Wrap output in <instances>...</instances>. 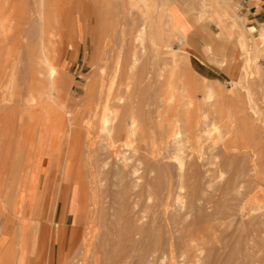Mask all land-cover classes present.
I'll return each mask as SVG.
<instances>
[{
    "label": "rangeland",
    "instance_id": "obj_1",
    "mask_svg": "<svg viewBox=\"0 0 264 264\" xmlns=\"http://www.w3.org/2000/svg\"><path fill=\"white\" fill-rule=\"evenodd\" d=\"M104 1H107V0H104ZM104 1L101 0V3H100V0H98L99 3L98 2L96 3L95 0L89 2L90 4L88 8L87 7L85 8V10L86 9L88 10H86L84 15L83 13H81V16L86 17L87 24L84 26V32H82L81 37L76 36L74 33V28H72L71 38H70L72 42L71 48L68 47V41L66 40L67 30H64L63 35L65 36L63 38V42L61 44L58 42L55 46L56 48H55L54 53L55 54L57 53L55 56L57 59L54 60L55 61L54 63L62 74V81L63 79H65V82L63 81L62 84L64 83L67 84V85L64 84L65 86L63 85L66 91L64 92L63 90V93H65L64 94L65 96L63 97L64 99L67 97L65 100L67 103H68L69 98H73L75 101L78 100L77 102L79 103V106L77 108L72 107L70 105L68 106V109L71 112V115L75 114L77 111H80L84 113L83 115L81 114L80 116L84 117L85 115L86 120L90 118V116H92V114H90L88 111H89V108L95 110L96 109L95 104L92 106H86L84 103V99H83L85 96V88L87 86V82L90 80V78L95 79L98 77L96 67L99 64H103L104 67H106L105 69L107 70V72L105 74V79H106L105 81L107 82L108 81L107 77L110 78L112 75V72H111L112 70L110 69L113 68L111 67L113 65L111 64L108 65V63L111 62V59L113 61L116 58L115 62H117V59L120 60L119 58L116 57V55L118 56V54H120V52H117V51L123 50V48H125V51L124 50L123 52L121 51L122 52L121 55L123 56L126 55L124 56L126 58H124L121 55L120 56L122 58L118 56L121 58L122 61L120 62L121 69L117 74L116 80L118 81L124 78L123 82L125 83L129 82L130 80L131 81L142 80V79L144 80V78L146 80V77L149 78V76L151 77V75L152 76L157 75L155 74L156 68H158V70L162 68L163 70L161 69V71L163 72V74H165V76L163 77H165L167 79V82H169L167 88L168 89L172 88V91L169 90V94L170 93L172 94L174 91L175 98L177 97L178 99V97L180 96L179 100L181 101V102H179V100L174 101L175 98L173 97L174 98L173 99L169 96L171 100L169 102V98H168L167 103L168 104L170 103L172 105H174L176 102H179L181 104L185 103L184 110L188 112H190L189 110H191V112L193 113L192 114L190 112L191 115H194L193 117L197 118L195 120L198 121V124L200 125L199 135H200L201 143H202L200 153L198 154L199 157H197L196 160H193V162L196 163L199 170L202 172L201 177L204 179L199 177L200 180L198 179V183L197 182L195 184L193 183V186H192V182L190 183L191 184L190 185L189 183L188 184L185 183L186 181L185 182L183 181L184 178L181 177V175L178 173L179 170L176 169V173H175V168H177L175 166H178L179 164L177 161H174L172 159L164 160V164L166 166L172 167L174 165L172 167L174 169V178L172 182L167 184L166 189L162 191L163 194L161 193L160 187L156 188V186H159L158 184H161V182L159 183L156 180V178L154 179V175H152L153 177L152 176L150 177L154 179L155 182L153 180L151 181H153L155 184L158 183L156 186L154 185L155 188L151 185H148V182L150 181L149 176L143 173V170L139 172L140 180L138 179V184L136 186L137 188L134 189L136 194H139V196L136 199V201L139 200L138 205L136 206V204H134L135 199H133L132 204H134L135 206L131 208L135 207L134 208L135 211L134 209L132 212H131L132 209H124V211L122 209L121 210L122 212H125L124 214H126L127 212V215L130 212L131 213L136 212L135 216L136 214H139V215L141 214L140 216L139 215L137 216H139L140 218L142 217L141 220H139L138 222V225L140 223V226L142 227H145L147 225L149 226L150 225L149 218L157 216V218L159 219L157 220V218L156 217L155 218L157 222L160 224V226L158 227H162V229L157 228L158 231L156 232H158L159 234H162L161 238H163L164 235L165 236L163 239L164 242H162L163 245L162 244L154 245V247L157 248L156 251L158 249L160 251H157L156 253H153L151 255H147L145 261L143 262L140 261V257H139L140 252H141L139 251L140 249H138L137 251H132L131 253H129L130 255L127 254L125 264H264V234H263L264 232V226H263L264 225V183L263 184L257 183L255 176H254L256 174L254 169L253 170L249 169L250 166L252 168H255L254 166H257V167L259 166L261 168H264V158L260 160L253 156L255 161L253 160V158H251L252 162L250 160V157H252L253 151L257 150V147L260 144L262 143L264 144V139H263L264 137V45L263 44L264 43L262 44L260 43L261 41H259L260 33L258 34L249 33L248 30H246L243 27V24L242 26H240V29L236 31L232 30L227 25L226 23L227 20H235L238 22L243 21L241 18H239L238 9L235 8L234 4L231 3L232 0H166L169 2L178 3L181 9L183 10V12L185 13L186 17L192 23L196 24L195 29L197 31L199 30L203 34L204 38L207 39V43L212 46L211 50L205 49V52L208 57L216 55L220 59V61H214V62L210 61L212 64L218 65L217 69H218V73H220V75H218L215 71L207 68L205 65H203V63L197 60L196 58L197 55L192 50L191 38L185 35V39L182 40L183 36L177 30L174 20L172 19V17H170L168 14L162 11V9L160 8L158 4V0H143V1L142 0H133V1L132 0H108L109 2L107 1L105 2V4H104ZM38 2L39 0H0V46L5 45L4 44V40H5L4 38H5V32H6L5 29L9 25L7 21V17L9 16V14H11L10 7L15 5L17 6L18 10H25L26 12H29L37 6ZM133 2L134 3L136 2L137 7H135L136 5ZM83 3L87 4L88 1L85 0ZM102 4H104L105 7ZM109 4H111L112 7L109 8ZM92 7L95 8V10H97L96 8L99 9L98 12L94 11V14L98 16L101 22V25L102 26L105 25L104 27L106 28V29L103 28L104 36H103L102 44H104L105 40L106 42L108 40L107 42L108 45L106 48H105L106 42H105V46L102 44L100 46V61L99 60L95 61L96 66H94L95 64L93 65L94 61H92V52L94 49L93 48L94 43H93V40L91 39V32L93 29V22H94V17H95V15L93 16V13H91ZM222 8H225L227 10V15L225 17H221L220 15L221 13L219 12V10ZM110 10H111V13H110ZM102 13L104 14L102 15ZM13 18L15 20H17L18 18L15 13H14ZM101 18L102 19L105 18V20L103 21L101 20ZM112 21L113 22L115 21L114 24ZM13 25H14L13 30H16L17 22H14ZM142 26H145V29H146L147 38L145 35V38H146L145 43L141 44L139 42H136V44L139 43L138 46L136 44L133 45V43L135 42V36L137 35V32L142 28ZM118 29L120 30L119 31L120 33L117 32ZM106 31L108 34H105ZM113 31L114 33H112ZM121 32L123 35L124 34L126 35L123 36ZM128 34H131V35H128ZM109 38H111V40ZM124 38L125 40H123ZM126 41H128L127 42L128 44L126 43ZM110 43L113 45L111 46ZM121 44H123V46L125 45V47H123ZM130 45H131V49H130ZM134 49H135L134 52L137 53L140 58H142V61L139 58V62L137 63V68H134V70H131L130 68L128 72L130 75L129 76L127 73L128 68H126V64L127 65L132 64L133 61H132L131 56L132 54H134L133 53ZM105 50L107 51V53L109 51L110 52L105 55L106 53ZM111 50L113 52H111ZM124 52H126V54H124ZM109 55L111 58L109 57ZM113 55L115 57L114 59H113ZM105 56L106 58H104ZM101 57L104 59V61L106 60L104 63ZM108 58H110V61L107 60ZM115 62L113 61L111 63H115ZM141 65L144 68V71H142V73L145 72L144 73L145 77L141 76L140 78L139 77L140 75L138 74L141 72L139 69ZM129 66L131 67V65ZM164 69L165 70L168 69V73H169V70L170 71L172 70L175 73L172 74L170 72L169 74L171 75H169L167 72H164L165 71ZM108 72H111L110 75L108 74ZM134 72L136 74L138 73L137 74L138 76H136ZM151 72H153V74H151ZM120 73H121V76L123 73L127 75L125 76L123 74V76L121 77L119 76ZM132 74H134L133 75L134 77L132 76ZM173 75H174L175 82L174 80H172L173 78L169 80V78H171V76L173 77ZM162 80H164V78ZM170 81L174 83H171ZM175 86H176V91L178 90V92H175V90H173ZM184 87H187V89H185ZM208 92L209 93L213 92L211 93L212 96ZM176 93L179 94V96ZM207 93H208V96H206ZM209 95L211 96V98H208ZM205 96L207 97V99L205 98ZM181 98L182 99L185 98V99L182 100ZM187 100L189 101L191 100L190 103ZM179 103H177L176 105H178ZM250 104L253 105L250 107H255V108L253 109L250 108L249 110L248 107ZM86 107L88 108L87 111H86ZM242 108L243 110L245 109L246 113L248 114V117H247L248 119L246 120L242 119V116H243ZM160 109H161L160 111H162V108ZM251 109L252 110L256 109V112L252 111ZM111 111L112 112L114 111L115 114L114 113L111 114L112 113ZM111 111L105 112L106 115L111 114L110 116L111 119H110L109 124L110 125L112 124V125L110 127H112L116 121V119L114 121L116 112L115 110H111ZM251 111L254 112V114ZM100 112H103V110L101 111V108L98 107V113ZM249 112L252 115V117L249 116ZM112 115L114 118L112 117ZM98 118L99 117H96L95 119L98 120ZM112 120L114 122L111 123ZM247 120L248 121L250 120V122H252L253 120L257 124L249 123L247 124L248 125L247 127L246 124L244 125L245 122L248 123ZM129 121L130 120L128 119L127 123H129ZM252 124H254V126L258 125L257 127L258 129H255L256 126L255 128H253L254 126L252 127ZM127 127H129V124L127 125ZM144 129H146L145 133L147 136L145 135V137H147V139L145 137L141 138V140L134 138L133 143H132L133 149H129V147H127V149L122 148V151H123L122 154L124 155L127 154L128 156L127 155L125 156L130 158L133 163L136 162L139 158V154L135 152V148L137 149L138 147H145L146 145L155 146L154 143H158L157 141L159 140L158 139L156 141L157 135L159 136L158 133L160 132L158 128L156 129L155 127L151 128V126L148 125ZM108 139L109 138L106 135L99 136V134H96L94 137V140L96 141L95 148H97L100 145L101 147L99 148L103 149L105 145H108L107 143H109L110 141ZM223 140L227 142L228 145L231 144L232 146L234 144L232 146V149H230L231 151H229V153L225 154L224 152V145L226 143ZM7 141L11 142V140L8 139V135L6 134L4 129H1L0 130V145L6 144ZM261 141L262 143H260ZM15 143H16V139L13 142V146L11 147L12 148L11 150H13L16 147ZM244 144L245 146H248V147L250 145L253 148H255V146L258 145L256 149H253L252 147L250 148L251 150H253L252 153L247 152L248 150L251 151L249 148L246 151V153H248L247 158H249L247 160L248 161L250 160L249 162L248 161L247 162L248 163L251 162L250 164L245 162L247 163L246 166L250 165L248 168L245 167V163L244 161H242V159L244 160V158L242 159L240 158L241 161L239 158H237V157H242V155L244 154L243 153L244 150L247 149V148H244L245 147L243 146ZM190 145H191L190 143H185L183 148H185V146L190 147ZM52 146H53L52 143L49 144L44 154L41 153L43 151L41 150L42 147L38 146L40 147V150H38L37 149L38 147H36V149L40 152L35 150L36 154L34 153V158L38 157V159L40 160V161L38 160L39 167L37 171L35 172V174L31 173L33 177L30 176V179L32 178L31 179L32 181L28 178V181L30 182L28 183L27 181L25 185V190H24L25 193H28L33 188L36 189V198L28 212V216H29L28 222L32 223V228L30 227L31 224L30 225L26 224L22 227L20 224L17 223L18 222L17 217L12 215L10 210L8 212V208H6L5 202L2 200L3 198L5 199L6 197L7 189L2 188V193L5 192V194H2V196H0V197L4 196L3 198L0 199V241L2 243L0 247V259H2L6 255H9L10 258L5 257L7 259L8 264H34V260L32 259L31 253H30V245H31L32 233H33L35 220L40 218L39 216H37L38 207H39L40 202L45 203L46 207H48V206H51L52 204H55L60 199H62V202L64 203H67L70 199H72V211L75 216V207H74V200H73L74 195H75V193H73L74 184L73 186L69 184L66 178V174L64 173V170L60 169L63 162L65 161L63 159V156H61V154L63 153V150L67 149V146L64 141L62 142V144L56 145L57 147L53 146L52 148ZM234 146H236V149ZM106 147L103 150L102 149L99 150V148H97V150H99L97 151L98 152L97 154H99V158L100 157L102 158L104 157L103 159L106 158V153L108 152V151L105 152V150H108ZM241 147H243L244 150ZM3 148L6 149V147H3ZM169 149L170 150H167V151H169L170 156H173V152H174L172 151L173 149L172 148H169ZM219 149L222 151L220 152ZM232 150L233 151L238 150V152L237 151L234 152L233 157L236 156V153L238 154V156L234 157V159H232L233 158ZM217 151L218 153L221 154V156L220 154L217 153ZM240 151H243L242 152L243 154H241ZM39 153L40 155H38ZM162 153H166L165 150H162ZM167 155H168V152H167ZM222 157L223 158L225 157V158L223 159ZM102 158L100 159L103 160ZM235 158L238 160H236ZM61 159H62V162H61ZM188 159L186 158L184 160L186 164L189 161L193 163L192 159L191 160L189 159V161ZM1 160H4V158H1ZM234 160H236L235 161L236 163L234 162ZM82 165L83 163H80V166ZM244 167L249 169V171L247 169L245 171ZM237 170L241 171L240 176L237 178L239 181L236 179V181L239 182V183L237 182L238 184L236 183L235 179H233L235 178V176L233 175L235 174ZM141 174L143 176L145 174V176L141 178L142 177ZM62 177L63 179H61ZM81 179L83 181L85 180L84 182L86 183L85 185H88L87 184L88 180L84 174ZM147 179L149 181H147ZM62 180L66 182V187L63 189L61 187L62 182H63ZM231 180L233 181V184ZM226 181L228 184L231 182L230 184L232 185L235 184V186L236 185L237 186L239 185V186L229 188V186H226L228 185ZM182 182H184L185 185ZM250 182H253V183L250 184ZM31 183L32 185H30ZM199 183L201 184L198 185ZM100 186L102 187H98L96 190H94L95 199L92 198V195L90 192L88 193V191L90 190H87L88 195L87 194L85 195L83 203H82L83 206H85L84 210H82V213L86 221L81 224V226L83 227L80 226L74 232L72 247L70 250H68L66 258L62 259L58 264H67V262L68 264H73L72 263L73 259H74V264H79V263L80 264H86V263L87 264H91V263L98 264L97 262L98 258H99V264L102 263L104 259L107 260L106 262H108V264L111 262V261L110 262L108 261L109 259L111 260V256H112L111 250L115 252L117 245L120 242V235H119L120 232L117 231L119 227L116 228L115 225L117 226L118 224L121 225V223H123L121 222L120 218L115 219L114 218L115 216L114 217L112 216L117 215V217H120L122 212L120 213L119 211L121 206L118 205L117 203L118 201L116 200L117 198L114 196V193H113V190L115 189H113L111 185L107 186L106 183ZM243 186H244V189H243ZM29 187L31 188V190ZM227 187L229 188V191ZM26 188L29 191H26L27 190ZM78 188H79V192H81L80 191L81 186H78ZM102 188L108 192L107 194L108 196L107 195L105 196V197H108L106 201L103 199L104 197H102L104 195L100 194L103 190ZM224 189L226 191H223ZM231 189H233V191ZM104 190L102 193H104ZM193 192L195 193V195ZM109 195H112L116 199L113 198L112 196L109 197ZM109 198H113V200L115 199L116 202L113 200H111V202L113 201V204L115 203L117 206L110 203ZM133 198H136L135 195ZM157 198H159V200L164 201L162 203L163 206L161 207L157 206V204L159 203ZM190 199L192 201L191 203H190ZM87 200L89 201L86 202ZM103 200L105 202H103ZM91 202L92 204H90ZM90 206H91V209H90ZM158 207H160V209ZM85 208H88V209H85ZM93 211H94L93 215L96 216V213H97V216H98V217L97 216L94 217V219L96 218L95 221L98 220L96 221V223H93L92 221L94 220L92 217ZM116 212L118 213L115 214ZM9 214H11V218L14 221L12 225L9 224L6 219V216H9ZM159 214L160 215L162 214V215L160 216ZM18 215H21V214H18ZM160 218L162 219L160 220ZM87 219L90 221V224H89L90 227L88 226L89 222ZM102 219L103 220L105 219V221H103ZM113 220H117V222L114 221L115 223H113ZM119 220H120V223H119ZM143 221L144 223L146 222V225L144 224V226L142 225ZM15 224H18V225H15ZM124 224H126L125 226L127 227L128 225H130L129 223H125V222ZM15 226H17L18 229ZM192 226L195 228H193ZM190 228L192 229L190 230ZM159 230L160 231L162 230V232H160ZM89 232H90V235H89ZM97 233L101 235V236L99 235L100 236L99 238L97 236L98 235ZM102 233H104L103 235L107 234L106 235L107 238L103 236ZM202 233L204 234L202 235ZM14 234L16 235L18 234L17 235L18 237L16 238L17 243H15V245L13 246L15 249L13 247L8 248L12 241V238L14 237ZM83 234L85 236H83ZM86 234H88L87 235L88 237L86 236ZM91 234L95 236L92 235L93 236L92 237ZM180 235H181V238H184V237L188 238L190 247L187 246V248H183L186 246L183 245V243L181 244V238H179ZM46 236H47L46 237L47 239L48 234ZM166 236L169 237V240H167V238L165 239ZM19 237H21L22 239ZM89 237H90V240H89ZM96 237L98 239L102 238L104 239L105 242L106 241L107 242L103 243L101 239L99 241ZM176 237H178V240H180V243H178V244H181L180 246L176 245L177 243L175 241L177 240ZM96 239H97V242L99 243L95 242ZM134 239L141 240V237L140 235L136 234L134 236ZM206 239H207V242H206ZM109 240H111L113 243L110 244L109 242L111 241ZM165 240L167 241V243L168 242L171 243L172 246L171 247L165 246V242H166ZM173 240H174V243H173ZM87 241H90V243ZM145 242H147L148 245L153 244V242L152 241L150 242V240L149 242L148 241H145ZM95 245L96 247H94ZM88 247L90 249L92 248V250H90ZM165 247H167L168 249ZM2 248L4 250L6 248V251L3 250V252H1ZM95 248L97 249L96 252H95L96 250ZM93 249L95 250L93 251ZM107 249H108V253H107ZM8 250L12 251V253L9 254ZM6 252L8 254H6ZM94 252L95 254L100 253L99 255L96 254L97 256L103 255L104 253L106 257L105 255L102 256L103 258L101 256L97 257L94 254ZM76 254H79V255L77 256V258H74ZM85 257H87V259ZM90 257H92V260L95 259L94 260L95 263H93L92 260H88V259H91ZM81 258H84L82 259L83 262L81 261ZM84 260L86 261V263L84 262ZM100 260H102V262H100ZM89 261H92V262H89ZM102 264H105V261Z\"/></svg>",
    "mask_w": 264,
    "mask_h": 264
},
{
    "label": "bare ground",
    "instance_id": "obj_2",
    "mask_svg": "<svg viewBox=\"0 0 264 264\" xmlns=\"http://www.w3.org/2000/svg\"><path fill=\"white\" fill-rule=\"evenodd\" d=\"M84 1L85 0H39V2L37 3V6L29 12H26L25 10H18L17 6L13 5L10 7V13L11 14H9V16L7 17V21H8L9 25L5 29L6 30L5 38H4L5 39L4 40L5 45L0 46V130L4 129V131L8 135V139H10L11 142L7 141L6 144H4L5 146L0 145V160H1V158H4V160H1L2 162L0 161L1 162L0 163V194H1L0 196H2V194H5V192L2 193V188L7 189L5 199L3 198L4 196L0 197V199L3 198L2 200L5 202L6 208H8V212L10 210L11 214L17 217L18 220L17 219H15V220H17L18 221L17 223L20 224L22 227L26 224L27 225L31 224L30 227L32 228V223L28 222L29 221L28 212H29L31 205L33 204V202L36 198V189L33 188L31 190V188L29 187L31 190V191H29L26 188L27 189L26 191H29L28 193H25L24 190H25V185H26V182L28 181V178L30 179V176H32L31 173L35 174V172L37 171V169L39 167V161L40 160L38 159V157L34 158V153L36 152L35 150H37V149L40 150V147H42L41 150H43V151L41 153L44 154L47 146L51 143L53 146H56L58 144L60 145V144H62L63 141L66 143L67 149L65 147L66 150H63V153L61 154V156H63V159L65 161L63 160L64 162H63L62 166L60 167V169L64 170V173L66 174V178H67V181L69 182V184H71L72 186L74 184V186H73V193H75L74 199H73L74 200V207H75L74 218H75V221L79 224H82L86 221V219L82 213V210H84L85 206H83L82 203H83L85 195L87 194V190H90V191H88V193L90 192L92 195V198L95 199L94 190H96L98 187H102L100 185H104L105 183L107 186L111 185L112 188L115 189V190H113V193L117 199L115 197H113L112 195H109V197L112 196L113 198H115L118 201L117 202L118 205L121 206V208L119 210L120 213L122 212V210L124 211V209H132L131 210V212H132L135 207L134 208H131V207L135 206L134 204H136V206H137L138 201H139V200L136 201L139 194H136L134 189L137 188L136 186L138 184V179L140 180V175H139L140 173L139 172L141 170H143V173H145L150 178V181L147 179V181H149L148 185H151L155 188V186L158 184V183H156V184L154 183L155 178L159 183L161 182V184H158L159 186H156V188L160 187L161 193L163 194L162 191H164V189H166L167 184L172 182L173 178H174V169L172 168L174 165L172 164L173 166L172 167L170 166L171 167L170 168L164 164V160L172 159V160L178 162L179 167L175 166V167H177V168H175V173H176V169L179 170V172L178 171L177 172L181 175V177L184 178L183 181L184 182L186 181L185 183H187V184L188 183L190 184L192 182V186H193V183L194 184L196 182L198 183V179H199V177H201L202 172L199 170L196 163L193 162V160H196V158L199 157L198 154L200 153V149H201V145H202L201 138L199 135V131H200L199 126L200 125L198 124V121L195 120L197 118H194L193 117L194 115H191V113H192L191 110H189L191 113L184 110L185 109L184 108L185 103H183L184 101L182 102L183 104L179 103V102H181L179 100L180 99L179 94L176 93L179 96L178 99H177V97L175 98L174 91L172 94L170 93L171 95L169 94V90L172 91V88H169V89L167 88L169 82H167V79L165 77H163V76H165V74H163V72L161 71L162 68L160 70H158V68H156L155 74H157V75L156 76L151 75V77L149 76V78L146 77V80L144 78V80L143 79L142 80H134V81L130 80L129 82L125 83V82H123L124 78H122V79L118 80L119 81V83H118L116 78H117L118 72L121 69L120 68V66H121L120 62L122 61L121 56H123V55H121V53L123 52V50L125 51V48H123V50L117 51V52H120V54L117 53L118 56L121 55L120 56L121 58L116 55V57L120 59V60L117 59V62H115L116 58L113 55V59L115 58L113 61L115 63H111V62H113L112 59H111V62H109L110 58H111L109 55L110 58L107 59V60H109L108 65H110V64L113 65V66H111L113 68L110 69V70H112L111 71L112 75L110 78L107 77V79H108L107 82L105 81L106 80L105 74H106L107 70L105 69L106 67H104L103 64H99L96 67L98 77L95 79L90 78V80L87 82V86L85 88V96L83 99H84V103L86 106H92L95 104L96 109L94 110V109L89 108V111H88L90 114H92V116H90V118L87 117L88 119L86 120L85 115H84V117L80 116L81 114L82 115L84 114L83 112H80V111H77L75 114L71 115V112L69 111L68 106L70 105L72 107L77 108L79 106V103L77 102L78 100L75 101L73 98H69L68 103H67L65 101L67 97L65 99L63 97V96H65L64 95L65 93H63V90H64V92H66L65 88H64V86H65L64 84H66V83L62 84L63 81L65 82V79H63V81H62V74L58 70V68L56 67V65L54 63L55 62L54 60L57 59L55 57L57 53L55 54L54 51L56 48L55 47L56 44L58 42L60 44L63 42V38L65 36V35H63L64 30H67L66 40L68 41V47H70V48L72 47V42L70 39L72 28H74V33L78 37H81L82 32H84V26L87 24L86 23L87 20H86V17L81 16V13H83V15L85 14L86 10H88V9L85 10V8L86 7L88 8V6L90 4L89 2H91L93 0H87L88 1L87 4L83 3ZM107 1H104V4ZM95 2L97 3L98 0H95ZM100 3H101V0H100ZM104 4H102V5L104 6ZM134 4L136 5V2ZM110 5L111 4H109V8L112 7V5L111 6ZM103 6H101V7H103ZM90 7H91V5H90ZM135 7H137V5ZM96 9L97 10H95V8L92 7L91 13H93V16L95 15L94 11H97V12L99 11L98 8H96ZM103 10H104V8H103ZM103 10H101V11H103ZM14 13L18 17L17 20H15L13 18ZM110 13H111V10H110ZM103 14L104 13H102V15ZM102 18H103V16H102ZM102 18H101V20L104 21L105 18L104 19H102ZM14 22H17V25H16L17 29L16 30H13ZM105 22H104V24H105ZM114 22H113V24H114ZM133 23H135V22H133ZM104 26L101 25V22H100L98 16L95 15L94 22H93V29L91 32V39L93 40V43H94V45H93L94 49L92 52V61H94L93 65L95 64L94 66H96V63H95L96 60L100 61V46L103 42V36H104L103 28H105ZM114 31L112 33H114ZM119 31L120 30L118 29L117 32L120 33ZM105 34H108L107 31L105 32ZM115 34H116V32H115ZM121 34H122V32H121ZM121 34H119V35H121ZM131 34H128V35H131ZM135 34H136V32H135ZM171 34H173V33H171ZM180 34L182 35V33H180ZM124 35H126V34H124ZM145 35H146V29H145V26H142V28L137 32V35L135 36V42L133 43V45H135L136 42L144 44L145 40L147 38V35H146V38H145ZM259 35H260V37L258 36L259 41H261L260 43L263 44L264 43V30L261 31ZM104 38H106V37H104ZM132 38H134V37H132ZM109 39L111 40V38H109ZM112 40H114V39H112ZM123 40H125V38ZM182 40H183V38H182ZM105 42H106V40H105ZM105 42L102 45L105 46ZM107 42H108V40H107ZM107 42H106L105 48L108 45ZM127 42L128 41H126V43ZM139 43H137L136 45L138 46ZM123 44H121V45L123 46ZM110 45L112 46L113 44L110 43ZM110 45H109V47H110ZM119 46H120V44H119ZM123 47H125V45ZM139 47H140V45H139ZM109 49H111V48H109ZM130 49H131V45H130ZM114 50H116V49H114ZM134 51H135V49L133 50L134 54H132V56H131L132 61H133L132 64H128V65L126 64V68H128L127 73L129 72L130 68H131V70H134V68H137V63L139 62L140 57ZM111 52H113V51L111 50ZM108 53L106 51L105 55ZM64 54H65V52H64ZM124 54H126V52H124ZM124 56H126V55H124ZM104 58H106V56ZM124 58H126V57H124ZM140 59L142 61V58H140ZM102 61L104 63L106 60L104 61V59H103ZM125 61H124V63H125ZM129 65H131V67ZM248 66H249V64H248ZM139 69L141 71L139 74L137 73L138 75H140L139 77L140 78H141V76L145 77L144 76L145 72L142 73V71H144L143 66L141 65L139 67ZM157 70H158V72L159 71H161V72L158 73ZM166 70L164 72L168 73V69H166ZM111 72H108V74L110 75ZM123 72H124V70H123ZM153 72H154V70H153ZM153 72H151V74H153ZM170 72L172 74L175 73L172 70L171 71L169 70V73ZM121 73L119 76H121ZM123 74L125 76L127 75L125 73H123ZM123 74H122V76H123ZM134 74L136 76H138L135 72H134ZM134 74H132V76ZM128 75H129V73H128ZM169 75H171V74H169ZM169 75H168V77H169ZM174 75H176V74H174ZM174 75H173V77L171 76V78H169V80L172 78H173L172 80H174ZM248 75H249V73H248ZM160 77H162V78H160ZM163 78H164V80H162ZM174 82H175V80H174ZM174 82H171V83H174ZM174 85H176V84H174ZM170 86H171V84H170ZM184 88L187 89V87H184ZM167 89H168V91H167ZM173 90H175V92H178V90L176 91V86ZM195 90H196V88H195ZM208 93L206 96H208ZM211 93H213V92H211ZM211 93H209V94H211ZM182 94H184V93H182ZM169 96L171 98L174 97L175 98V99L173 98L174 101L179 100V102H176V103L174 102L175 103L174 105H172L170 103L168 104L167 100H168ZM206 96H205V98L207 99ZM211 96H212V94H211ZM211 96L209 95L208 98H211ZM171 98H169V102H170ZM185 98H183V99L181 98V99L184 100ZM64 101L66 102V104ZM187 101H189V100H187ZM190 101H189V103H190ZM177 103H179V104L176 105ZM250 106H253V105H251V104L249 105V107H248L249 110H250V108H252V109L255 108V107H250ZM98 107H100L101 111L103 110V112L98 113ZM160 108H162V111H160L161 110ZM243 108H242V110H243ZM79 109H80V107H79ZM87 109L88 108L86 107V111H87ZM110 109L115 110V112H116L115 118L112 115V117L114 118V121L116 119V121L114 123L115 125L113 124L114 127L113 126L110 127L112 124L111 125L109 124L110 119H111L110 116H111V114L114 113V111L112 112ZM108 110L112 112L110 115L108 113H107L108 115H106V113H105L106 111L109 112ZM252 111L256 112V109L252 110ZM242 113H243L242 119H245V120L248 119L247 118L248 114L246 113L245 109L242 111ZM252 113L254 114V112H252ZM249 116L252 117L250 112H249ZM96 117H99L98 120L95 119ZM128 119L130 120L129 123H127ZM253 120H252V122H250V120L249 121L247 120L248 123L245 122L244 125L245 124L247 125L249 123L250 124L255 123ZM256 120H257V118H256ZM114 121L112 120L111 123ZM243 122H244V120H243ZM128 124H129V127H127ZM255 124H257V123H255ZM148 125H150L151 128L155 127V129L158 128V130H160V132L158 133L159 136L157 135V139L155 138L156 141L159 139L157 141L158 143H154L156 147L154 145L153 146L146 145L145 147H138L137 149L135 148V152H137L139 154V158L137 161L135 160L136 162L133 163L130 158L125 156L127 154H125V155L122 154L123 153L122 148L127 149V147H129V149H133V147H132L133 139L136 138L138 140H141V138L145 137V135H146L145 130L146 129H144V128ZM253 126H254V124H252V127ZM255 126H256V128H255ZM255 126L253 128L258 129L257 128L258 125H255ZM247 127H248V125H247ZM249 128H250V126H249ZM96 134H99V136L106 135L109 138L108 140H110L109 143H107L108 145H105V147L107 146L106 148L108 149V150H105V152L108 151L106 153V158L103 159L104 157L103 158L100 157L103 160H101L99 158V154H97L98 153L97 151L102 149V148H99L101 146L99 145L97 147V148H99V150H97V148H95L96 147L95 146L96 141L94 140V137ZM156 134H157V132H156ZM155 137H156V135H155ZM201 137H202V135H201ZM145 138L147 139V137H145ZM15 139H16V143H15L16 147L14 148L15 150L14 149L11 150L12 149L11 147L13 146V142ZM263 139H264V137H263ZM105 141H107V140H105ZM9 142H10V144H9ZM185 143H190L191 144L190 147L187 146L188 147L187 148L185 146V148H187V149L183 148ZM225 143H224L225 144L224 145V152L226 154V153H229V151H231L230 149H232V146L234 144L231 146V144L228 145L227 142H225ZM260 143H262V141ZM245 144L243 146H245ZM260 145H259L260 147L258 145H256V146L254 145L255 148H253L250 145H249V147L245 146L244 148H247L245 150L243 147H241L244 150V152L240 151V153L241 154L244 153V154L242 155V157H237V158H239V159L244 158V160L242 159V161H244V163L247 162L248 161L247 159H249V158H247L248 153L249 152L252 153V151H253L250 148L252 147L253 149H256V147L258 146L257 150L253 151L254 154L252 153V157H250L251 155L249 156L250 160H251V158H253V156L260 159V160L263 159L264 158L263 157L264 156V144L262 143ZM38 146H40V147H38ZM53 146H52V148H53ZM3 147H6V149H4ZM36 147H38V148L36 149ZM234 147L236 149V146H234ZM169 148L173 149L172 150V151H174L173 156H170L169 151H167V150H170ZM248 148L251 151H249ZM162 150H165L166 153H162ZM221 151L222 150H220V152ZM235 151L238 152V150H234L232 157H233ZM246 151L248 153H246ZM38 152H40V151H38ZM167 152H168V155H167ZM217 153H218V151H217ZM42 154H41V156H42ZM218 154H220V153H218ZM38 155H40V153ZM220 156H221V154H220ZM223 156H225V155H223ZM236 156H238L237 153H236ZM236 156H234V157H236ZM234 157L232 159H234ZM186 158L187 159L189 158L190 160L192 159L193 163H191V161H189V159H188V161H189L188 163H190V164H188V163L186 164V162H184V160ZM241 159H240V161H241ZM236 160H238V159H236ZM236 160H234V162ZM253 160H254V158H253ZM61 162H62V159H61ZM220 162H221V160H220ZM225 162H227V161H225ZM251 162H252V160H251ZM80 163H83V165L80 166ZM247 163H245V167L248 168L250 165L246 166ZM250 163H248V164H250ZM254 167L255 168H252L250 166L249 169L250 170L254 169L256 174L254 175V173H253V175L255 176L257 183L263 184L264 183V168H261L259 166L258 167L254 166ZM247 168H245L244 170L246 171ZM249 169H247V170L249 171ZM243 173H245V172H243ZM83 174L86 176V178L88 180L87 181L88 185H85L86 184V183H84L85 180L83 181L81 179L83 177ZM145 174H144V176H145ZM240 174H241V171L237 170L235 172V174L233 175V176H235V178H233V179H235V181H236V179L240 176ZM110 175H111V177H110ZM152 175H154V179H152L150 177ZM144 176L142 175L141 178H143ZM61 179H63V177ZM202 179H204V178H202ZM81 180L83 181V183ZM151 180H153L154 182ZM33 181H34V179H33ZM238 181H236V183ZM29 182L30 181H28V183ZM184 182H182V183L184 184ZM231 182L233 184L232 180H231ZM226 183H227V181H226ZM226 183H225V185H226ZM230 183L229 184L227 183L228 185H226V186H229V188L230 187L233 188V187L237 186V185L235 186V184L232 185ZM251 183H253V182H250V184ZM200 184L201 183H199L198 185H200ZM27 185H29V184H27ZM30 185H32V183ZM78 186H81V190H80L81 192H79ZM229 188H228V191H229ZM99 189H101V188H99ZM142 189H144V188H142ZM243 189H244V186H243ZM103 190H102V192H103ZM231 190L233 191V189H231ZM223 191H226V190L224 189ZM102 192L101 193L99 192V193L101 195L102 194L104 195L102 197H104L103 199L106 201L108 197H105V196L108 194V192L106 190H104V193H102ZM157 193H159V192H157ZM192 194H190V195H192ZM198 194H199V192H198ZM134 195L136 198H133ZM194 195H195V193H194ZM88 198H89V196H88ZM113 198H109L110 203H112V204H113V201H115V199L113 200ZM159 198H157V200L159 202L157 204V206L161 207V206H163L162 203L164 201L159 200ZM133 199H135L134 204H132ZM104 200H103V202H105ZM111 200H113V201L111 202ZM88 201L89 200H87L86 202H88ZM92 202L90 204H92ZM191 202L192 201L190 199V203ZM113 205H116V204L114 203ZM160 207H158V208L160 209ZM88 208H85V209H88ZM90 209H91V206H90ZM94 211L92 212L93 219H94V217L97 216V213H96V216L93 215ZM134 211H135V209H134ZM118 212H116L115 214H117ZM131 212L128 215H127V212H126V214H124L125 212H122L120 217H117V215L112 216V217L115 216L114 217L115 219L120 218L121 222H123V223H121V225L118 224L117 226L114 224L116 228L119 227V229L117 231L120 232V233L118 232L120 235V242L118 243L115 252H113V250H111L112 253L111 252L110 253L112 256H111V260L110 259L108 260L109 262L111 261L109 264H125L127 254L131 253L132 251H137L138 249H140L139 251H141L140 256H139L140 261L143 262V261H145L147 255H151L153 253H156L157 251H160L159 249L156 251L157 248H155L154 245L162 244V242H164L163 239H164L165 235L163 236V238H161L162 234H159L158 232H156V231H158L157 228L162 229V227H158V226H160V224L157 222V220L159 219V218H157V216H155L157 218V220L155 217L149 218L150 219V221H149L150 225L149 226L147 225L145 227H142V226H140V223L138 225L139 220H141V218H142V217L141 218L139 217L141 214L140 215L136 214V216H135L136 212L135 213H131ZM89 213H91V212H89ZM11 214H9V216H6V219H7V222L12 225L14 221L11 218ZM18 214H21V215H18ZM113 214H114V212H113ZM137 215H139V216H137ZM149 217H150V215H149ZM114 218H112V219H114ZM146 218H148V217H146ZM95 219L92 220L93 223H96V221H98V220L95 221ZM161 219L162 218H160V220ZM89 220H90V218H89ZM89 220H88V222H89L88 226L90 227V225H89L90 221ZM120 220H119V223H120ZM148 220H146V221H148ZM103 221H105V219ZM114 221L117 222V220H113V223H115ZM124 222L129 223L131 226L130 225H128V227L125 226L126 224H124ZM101 223H102V221H101ZM18 224H15V225H18ZM141 224H142V222H141ZM144 224L146 225V222L144 223V221H143L142 225L144 226ZM97 226H98V224H97ZM15 227L18 229L17 226H15ZM81 227H83V226H81ZM183 227H185V226H183ZM193 228H195V227H193ZM21 229H23V228H21ZM188 229H189V227H188ZM191 229L192 228H190V230ZM160 232H162V230ZM105 233H106V231H105ZM204 233H202V235ZM103 234L104 233H102V235ZM136 234L140 235L141 240H135L134 239V236ZM263 234H264V232H263ZM17 235L14 234V237L12 238V241H11L8 248L13 247L15 245V243H17L16 242V238L18 237ZM87 235L88 234H86V236ZM89 235H90V232H89ZM92 235L93 234H91V236ZM99 235L100 234L97 235L98 238L101 236V235L100 236ZM106 235H103V236L106 237ZM20 236H22V235H20ZM83 236H85V235L83 234ZM93 236H95V235H93ZM19 238H21V237H19ZM166 238H167V240H169L168 236H166L165 239ZM176 238H177V240H175V241L177 243L176 242L175 243L177 246H180L183 243V245L186 246L183 248H187V246L190 247L188 238H185V237L181 238V235H180L179 238H181V244H178V243H180V240H178V237H176ZM83 239H85V238H83ZM97 239L95 240V242H97ZM100 239L103 241V243L105 242L104 239H102V238H100ZM100 239H98V240L100 241ZM86 240H87V238H86ZM89 240H90V237H89ZM149 240H150V242L152 241L153 244L148 245V243L145 242V241L149 242ZM109 241H111V240H109ZM87 242L90 243V241H87ZM206 242H207V239H206ZM93 243H91V244H93ZM97 243H99V242H97ZM109 243L112 244L113 242L111 241ZM145 243H147V244H145ZM173 243H174V240H173ZM1 244L2 243L0 241V247H1ZM96 245L94 247H96ZM165 246L171 247L172 244L169 242L167 243V241H166ZM18 247H19V245H18ZM167 247H165V248H167ZM95 249H93V251ZM109 249H110V247H109ZM111 249H112V247H111ZM193 249H194V247H193ZM3 250L4 249L2 248L1 252H3ZM90 250H92V248ZM4 251H6V248ZM8 251H9L8 252L9 254L12 253V251H10V250H8ZM93 251H91V252H93ZM96 251H97V249L95 250V252ZM77 252H79V251H77ZM95 252H94V254H95ZM163 252H164V250H163ZM8 253L6 252V254H8ZM83 253H85V252H83ZM107 253H108V249H107ZM79 254H76L74 258H77V256ZM99 254H97V255H99ZM103 255H105V254L103 253ZM103 255H100V256L102 257ZM100 256H97V257H100ZM5 257L10 258L9 255L4 256L3 258L1 257L2 259H0V264H8L7 259ZM82 257H84V256H82ZM105 257H106V255H105ZM129 257H131V256H129ZM85 258L87 259V257H85ZM90 258L91 259H88V260H92V257H90ZM82 259H84V258H81V261H82ZM94 260L95 259L92 260L93 263H95ZM102 260H100V262H102ZM77 261H78V259H77ZM92 261H89V262H92ZM104 261H105V264L106 263L108 264V262H106L107 260L104 259ZM84 262L86 263L85 260H84ZM97 262L99 264V258H98ZM72 263L74 264V259L72 260ZM102 263H100V264H102ZM67 264H68V262H67Z\"/></svg>",
    "mask_w": 264,
    "mask_h": 264
},
{
    "label": "crops",
    "instance_id": "obj_3",
    "mask_svg": "<svg viewBox=\"0 0 264 264\" xmlns=\"http://www.w3.org/2000/svg\"><path fill=\"white\" fill-rule=\"evenodd\" d=\"M231 3L238 9L239 18L243 20L241 22L227 20L226 23L232 30L240 29L242 24L249 33L253 34H258L264 29V0H232ZM158 4L163 12L172 17L183 39L185 35L191 38L192 50L197 55V60L220 75L218 65L210 62L220 61V59L216 55L210 57L206 55L205 49L211 50L212 46L207 43L203 34L195 29L196 24L186 17L179 4L166 0H158ZM219 12L221 17L227 15L225 8L220 9ZM61 187L62 189L66 187L65 181L62 182ZM37 216L40 218L35 220L30 245L34 264H58L66 258L73 244L74 232L81 225L75 221L72 199L67 203L60 199L48 207L40 202Z\"/></svg>",
    "mask_w": 264,
    "mask_h": 264
}]
</instances>
